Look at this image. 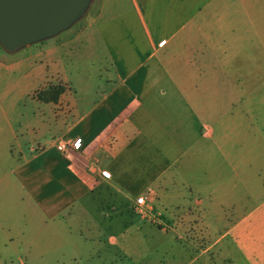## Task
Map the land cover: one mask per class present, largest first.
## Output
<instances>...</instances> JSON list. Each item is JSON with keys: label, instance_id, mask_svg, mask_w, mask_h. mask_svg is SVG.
Listing matches in <instances>:
<instances>
[{"label": "crops", "instance_id": "obj_1", "mask_svg": "<svg viewBox=\"0 0 264 264\" xmlns=\"http://www.w3.org/2000/svg\"><path fill=\"white\" fill-rule=\"evenodd\" d=\"M132 2L135 14L119 17L116 25L111 17L110 26L95 32L88 23L79 32L42 45L37 61L29 57L28 66L46 79L33 96L49 85L62 84L66 90L56 104H45L51 106L53 119L47 126L54 130L46 133V124H37L30 131L32 140L11 151L13 173L35 168L34 194L44 195L46 201H81L80 215L100 220L110 212L130 216L139 196L160 214L184 208L188 194H200L193 173L200 168L204 175L216 177L222 172L217 155L224 149L223 160L232 157L226 148L234 142L231 125L238 119L253 139L247 121L259 119L264 142V96L259 95L264 65L252 58L254 48L264 54V0ZM77 36H84L92 55L100 50L105 61L95 77L102 86L90 96L86 78L85 99L67 95L69 82L55 63L54 72H48L51 57L64 52ZM79 101L87 105L82 112ZM12 136L14 143V130ZM60 140L65 141L64 149L57 147ZM75 143L81 147L75 149ZM103 171L109 177H103ZM50 185L54 194L46 196ZM69 203L49 215L60 216ZM196 205L209 209L210 203L200 198ZM148 230L130 218L116 232L105 229L103 235L112 233L107 246H117L131 257L130 241L142 242ZM89 233L100 239L98 230L91 227Z\"/></svg>", "mask_w": 264, "mask_h": 264}, {"label": "rangeland", "instance_id": "obj_2", "mask_svg": "<svg viewBox=\"0 0 264 264\" xmlns=\"http://www.w3.org/2000/svg\"><path fill=\"white\" fill-rule=\"evenodd\" d=\"M133 6L132 0H91L84 15L58 36L14 53L5 52L0 46V264H264V142L258 133L259 119L255 117L247 121L255 138L246 136L240 119L236 126L231 125L234 142L231 149L228 145L226 149L232 157L225 161L224 149L221 156L216 152L221 174L206 176L198 168L191 180L197 181L200 194H188L184 208L171 209L167 214L158 213L145 196H139L146 201L141 208L143 214L138 213L134 202L131 217L116 212H110L103 220L83 216L81 201L64 197L46 201L44 195L34 194V186L38 185L35 168L27 167L24 174L13 173L12 148L17 152L19 146L32 140V127L47 126L53 121L51 106L32 95L46 85V79L28 63L37 61L42 45L54 43L66 33L79 32L88 23L95 32L110 26L111 17L116 25L119 17L135 14ZM77 37L63 48L64 52L51 57L48 72H54L55 63L59 74L69 82L67 95L85 99L89 89L94 97L97 86H102V81L95 77L105 61L100 50L94 55L90 53L84 36ZM258 46L262 48L261 44ZM252 52L253 61L264 65V54L257 48ZM259 93L264 96V87ZM77 106L82 112L87 105L79 101ZM46 128V133L54 130ZM13 130L18 136L14 143ZM80 147L81 144L77 149ZM53 194L50 185L46 196ZM198 196L210 203L209 209L196 205ZM67 202L69 208H62L60 216L49 215ZM48 205L50 209H46ZM91 211L95 212L93 207ZM130 218L149 229L142 242L130 241L131 257L117 246L106 244L107 235L112 234L109 232H116ZM91 227L101 233L103 241L92 239ZM105 229L109 232L103 235Z\"/></svg>", "mask_w": 264, "mask_h": 264}, {"label": "water", "instance_id": "obj_3", "mask_svg": "<svg viewBox=\"0 0 264 264\" xmlns=\"http://www.w3.org/2000/svg\"><path fill=\"white\" fill-rule=\"evenodd\" d=\"M91 0H0V46L14 53L77 22Z\"/></svg>", "mask_w": 264, "mask_h": 264}, {"label": "trees", "instance_id": "obj_4", "mask_svg": "<svg viewBox=\"0 0 264 264\" xmlns=\"http://www.w3.org/2000/svg\"><path fill=\"white\" fill-rule=\"evenodd\" d=\"M66 87L62 84L50 85L47 88L38 91L35 98L45 104L57 103L60 96L65 92Z\"/></svg>", "mask_w": 264, "mask_h": 264}, {"label": "built area", "instance_id": "obj_5", "mask_svg": "<svg viewBox=\"0 0 264 264\" xmlns=\"http://www.w3.org/2000/svg\"><path fill=\"white\" fill-rule=\"evenodd\" d=\"M164 42L165 41H162L160 43V45H163ZM64 143H65V141H63V140L58 141L57 142L58 149H64L65 148V146H64L65 144ZM67 144L68 143H66V145ZM79 146H80V143H75L74 148L77 149ZM101 174H102L103 177H109V174L107 172H105V171H103ZM145 203H146V201H145V198L144 197H138L136 199L135 204H136V207L138 208V213L143 214V210L141 208L144 207Z\"/></svg>", "mask_w": 264, "mask_h": 264}]
</instances>
